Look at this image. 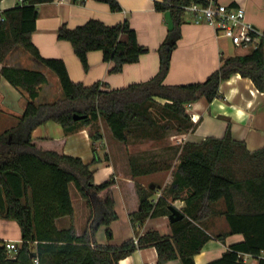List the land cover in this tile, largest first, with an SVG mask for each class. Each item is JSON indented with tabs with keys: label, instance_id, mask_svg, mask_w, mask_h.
I'll return each mask as SVG.
<instances>
[{
	"label": "trees",
	"instance_id": "obj_1",
	"mask_svg": "<svg viewBox=\"0 0 264 264\" xmlns=\"http://www.w3.org/2000/svg\"><path fill=\"white\" fill-rule=\"evenodd\" d=\"M54 1L23 0L15 8L4 11V21L0 22L1 75L27 99L24 113L15 126L0 134V219L16 222L21 230V243L14 253L8 252L6 242H0V264H119L136 250L148 247L157 250L158 264L173 260L196 264L195 257L214 237L205 221L218 212L225 217L230 230L215 237L222 240L226 235L242 234L244 241L208 264H246L238 258L239 253L260 257L257 264H264L261 257L264 253V148L250 152L243 142L233 138L230 129L220 139L186 143L172 184L158 200H153L156 191L137 185L140 207L131 214L137 226H143L149 218L169 216L172 201H185V218L172 224L173 234L163 236L158 231H149L139 236L137 233L136 239L120 246L98 245L96 241L102 227L106 228L109 240L113 237L110 226L118 220L114 198L116 179L111 177L97 184L91 168L96 159L87 164L81 158L65 155L64 141L33 138V131L49 121L60 124L68 135L102 119L114 139L125 145L131 137L159 141L163 136L155 129L148 111L156 100H164L169 114L179 120V133L188 132L193 123L187 106L201 99L212 102L220 96L221 83L233 75L250 79L264 92V37L251 54L222 59L220 67L203 82L167 85L165 78L181 39L185 8L192 4L206 6L208 0H161L156 2L155 9L171 13L174 29L158 49V74L144 83L103 90L101 82L91 86L73 82L62 59L44 58L33 43L39 6ZM95 1L107 4L112 12L122 10L117 0ZM58 39L72 45L86 72L90 52L103 53L104 61L113 64L111 74L121 73L125 65L137 63L148 52L139 44L136 31L127 20L113 26L95 19L74 29L63 25ZM15 46L22 47L58 77L63 92L61 99L37 103L48 79L39 71L6 66L5 60ZM74 115L86 118L76 121ZM130 169L133 177L158 171L138 167L132 159ZM71 185L89 209L81 235L76 233L73 224L64 229L57 226L58 220L74 217ZM221 203L224 209L219 211L217 205Z\"/></svg>",
	"mask_w": 264,
	"mask_h": 264
},
{
	"label": "crops",
	"instance_id": "obj_2",
	"mask_svg": "<svg viewBox=\"0 0 264 264\" xmlns=\"http://www.w3.org/2000/svg\"><path fill=\"white\" fill-rule=\"evenodd\" d=\"M122 10L112 12L105 3L95 0H83L74 3L72 0H55L52 3L39 6L37 29L32 35V41L41 55L47 59H62L66 65L71 80L91 86L102 83L103 90H114L128 87L131 84L144 83L155 77L160 68L159 47L167 38L169 29L166 14L155 9L156 2L161 0H117ZM220 4L241 7L245 10L246 21L258 29L264 37V0H218ZM21 0H2L0 15L6 10L15 8ZM99 20L113 26L127 20L136 31L140 45L148 49L139 61L127 64L123 71L111 74L112 63L103 59L100 51L88 54L89 70L86 72L74 53L69 42L58 39V31L66 25L74 29L89 20ZM181 39L173 52L171 67L165 78L167 85H187L205 81L221 65L224 58L246 56L253 52L255 46L221 48L222 35L205 23L193 22V15L185 12L180 27ZM8 67L42 72L48 79L43 86L38 104L52 103L63 97L58 77L35 60L22 47L15 46L7 56L5 63ZM0 64V120L7 123L0 134L15 126L23 115L27 99L15 89L2 75ZM188 112L192 118L193 128L185 133L172 136L168 146L177 144L174 151L171 147H159L158 143L137 144L130 146L116 145L107 134L111 130L102 119L90 126H82L76 132L66 134L64 128L49 121L33 131V138L38 140L64 141L62 151L65 155L81 158L85 163H93L95 183L100 184L111 177L117 182L114 189L115 210L118 220L110 226L113 237L108 239L106 228L102 227L96 235L98 245L120 246L124 242L136 239L149 231H158L163 236L173 234L172 223L168 216L149 218L143 226H137L131 219V214L138 211L140 200L137 185L156 191L153 200L159 199L173 181L174 171L179 164V156L186 143L200 144L207 138H223L230 129L233 138L243 142L250 152L264 148V92L257 89L255 84L241 75H233L220 85V96L212 102L201 99L190 104ZM109 130V131H108ZM95 136V139L93 138ZM168 138V137H166ZM115 140V139H114ZM176 140V141H175ZM110 141V142H109ZM118 142V141H117ZM150 142V143H151ZM120 143V142H119ZM123 144V143H120ZM160 150V151H159ZM138 167L158 169L146 175L133 177L130 160ZM73 185L70 187L74 205V217L62 218L57 221L59 229L74 225L78 235L85 231L89 218V209L84 200L77 207ZM171 205L185 214L186 203L183 199L171 202ZM217 209L222 211L223 205ZM209 232L214 236L195 257L196 264H208L223 256L231 246L242 243V234L226 235L218 239L215 236L229 232V225L224 216L218 213L205 221ZM0 242L21 243V230L14 221L0 219ZM264 257V253L262 254ZM119 264H158V253L154 247L136 250L131 256ZM166 264H182L173 260Z\"/></svg>",
	"mask_w": 264,
	"mask_h": 264
},
{
	"label": "built area",
	"instance_id": "obj_3",
	"mask_svg": "<svg viewBox=\"0 0 264 264\" xmlns=\"http://www.w3.org/2000/svg\"><path fill=\"white\" fill-rule=\"evenodd\" d=\"M185 11L193 15L194 23H205L211 26L218 36L222 35L229 38L237 47H256L262 37L261 32L246 21L245 10L241 7L226 6L220 4L218 0H208L206 6L192 4L186 7ZM3 21L4 17L0 15V22ZM190 107L191 105H188L187 109ZM161 196L162 194L160 193L159 198ZM6 249L12 254L17 251L18 244L7 242ZM238 258L246 264H257L260 257L239 253Z\"/></svg>",
	"mask_w": 264,
	"mask_h": 264
},
{
	"label": "rangeland",
	"instance_id": "obj_4",
	"mask_svg": "<svg viewBox=\"0 0 264 264\" xmlns=\"http://www.w3.org/2000/svg\"><path fill=\"white\" fill-rule=\"evenodd\" d=\"M223 39L221 40V48L223 50H227L228 48H235V45L232 43V41L229 38H226L224 36H222ZM165 101L164 100H156L154 102H152L149 106V115L150 117L153 119V122L155 124V129L160 130V133L162 134V140L159 141H153L155 143H158L159 147H161V149H165V148H169L171 147L172 149H174V151L177 149V144H174V146H168L169 144V140L172 136H177L181 133L180 131V122L179 120L177 121L176 118L173 117V115H170L169 112L167 111V109L165 108ZM103 121V120H102ZM104 122V121H103ZM8 122L4 121V120H0V130L7 125ZM166 127H168L166 129ZM109 131V130H108ZM138 132L140 130H137ZM136 131V132H137ZM190 131V130H188ZM185 133V132H182ZM107 138H109V140H111L113 143H115L116 145H121L123 147L124 144H120L119 142H117L116 140H114L110 134V131L107 134ZM168 137V138H166ZM176 141V140H175ZM110 142V141H109ZM150 140H144V139H136L134 137L130 138L129 141V145L133 146V145H137V144H150L151 146L155 145L153 142H151ZM128 146V145H127ZM160 151V150H159ZM158 172V171H156ZM73 193H74V198L77 202V207L79 209V204L82 202V200H80V195L78 194V192L76 191V189L73 187Z\"/></svg>",
	"mask_w": 264,
	"mask_h": 264
},
{
	"label": "water",
	"instance_id": "obj_5",
	"mask_svg": "<svg viewBox=\"0 0 264 264\" xmlns=\"http://www.w3.org/2000/svg\"><path fill=\"white\" fill-rule=\"evenodd\" d=\"M165 16H166V19H167V22H168V29H169V31H172L174 29V23H173L172 18H171V13L167 12ZM84 118H86V116L74 115V119L76 121L82 120ZM153 188L154 187H152V189ZM169 209H170L171 214L168 216V218H169V221L172 224L176 223V222H179V221H181V220H183L185 218V214H183L180 210H178L174 206L171 205L169 207ZM32 257L34 258V255H32Z\"/></svg>",
	"mask_w": 264,
	"mask_h": 264
}]
</instances>
